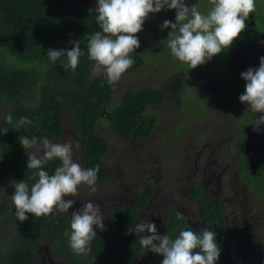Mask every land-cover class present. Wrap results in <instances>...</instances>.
<instances>
[{
    "label": "trees",
    "instance_id": "1",
    "mask_svg": "<svg viewBox=\"0 0 264 264\" xmlns=\"http://www.w3.org/2000/svg\"><path fill=\"white\" fill-rule=\"evenodd\" d=\"M56 0H0V264H33L36 261L33 246L48 237L58 259L70 264H115L104 249L103 242L94 238L90 251L78 255L69 246L71 220L66 212L54 210L50 215L35 218L28 214L21 223L15 216L11 200L14 182L25 181L29 188L36 182L37 170L27 169V154L19 142L20 136L54 142L62 137L63 120L68 119L73 135L81 140L79 156L84 169L100 166L97 182L104 176L102 158L109 150L108 141L98 134L97 122L101 121V107L110 102L109 121L114 132L126 140L141 141L147 138L156 118L145 113L150 103L162 100V94L148 88L125 93L114 103V89L106 77H93L88 57V40L97 31L98 13L75 7L69 11L55 4ZM256 29H264L261 22ZM80 40L82 55L77 68L64 70L59 62L47 57L48 49L70 50L72 41ZM228 53L226 52V56ZM128 69L130 75L140 68L135 52ZM228 59L229 56L227 57ZM178 81L169 82L167 91L177 92ZM174 88L173 90H171ZM11 114L13 124L27 117L32 123L16 129L7 123ZM5 130L8 132L3 133ZM60 165L53 159L43 170L50 175ZM6 185L9 192H2ZM188 229L180 219L173 220L164 233L175 239L181 230ZM218 226L216 241L221 254L216 262L227 263L224 250L225 236ZM144 234L136 235L138 244Z\"/></svg>",
    "mask_w": 264,
    "mask_h": 264
},
{
    "label": "flooded vegetation",
    "instance_id": "2",
    "mask_svg": "<svg viewBox=\"0 0 264 264\" xmlns=\"http://www.w3.org/2000/svg\"><path fill=\"white\" fill-rule=\"evenodd\" d=\"M74 1L75 5L72 4ZM55 4H60L69 11H73L75 7L89 11L96 8L97 0H56ZM186 4L188 6L196 4L202 13H206L212 7L210 0H186ZM255 5L256 10L245 21V31L232 46L195 69L178 61L171 54L167 43L171 29L161 30L164 20L175 23V10L165 9L150 14L143 25V31L137 34L140 48L134 52L140 61V67L144 62L156 69L162 66L167 69L169 76L160 87L151 82L150 85L141 88H129L122 96L128 91L143 88L162 94L161 101L150 103L145 108L146 114L155 117V110L163 101H177L176 109L182 107L185 109L194 102L197 105L196 112L205 115L209 107L213 109L211 103L213 104L216 94L222 97L233 95L235 110L230 113L231 104L224 110H229L225 118L233 119L236 116L233 121V135L230 137L234 152L231 162L220 161V145L217 144L215 148L216 139L209 138L193 161L190 156L185 161L180 176L168 172L162 174V177L161 173L152 175L150 172L153 173V169H149V166L146 172L116 171L119 175L117 178L119 184L110 193L103 188L110 172L106 160L102 158L105 176L94 185L96 191L92 192L87 185H81L78 196L72 197L76 203L66 214L71 220V213L81 209L86 200L99 205L105 218V229L103 231L95 229L96 238L103 242L102 247L114 258L115 264H161L162 256L146 251L142 246L135 251L138 244L136 235H146L145 233L127 234L128 228L141 220L155 223L158 235L164 233L169 223L176 219L183 221L187 228L197 231L209 228L218 233L220 225L225 236L224 250L228 261L218 264H245L246 260L264 258V163L252 173L244 152L245 129L252 123L256 113L248 111V105L239 103V96L243 94L246 82L235 73L231 62L234 48L238 44L249 42L264 32V29L259 32L256 29L258 23L263 24L264 21V0H255ZM174 80L179 82L180 89L169 93L167 85ZM115 85V82L112 83L114 98ZM226 86L230 87L229 90ZM216 89L218 93L215 92ZM181 93H185L189 99L186 105L180 103ZM112 108L110 102L104 103L101 107V118L109 119L108 111ZM148 108H151V111L148 112ZM155 118L157 121L151 133L158 126V118ZM223 140L222 138L220 142ZM78 161L83 168L79 151ZM137 175H140V180L131 181ZM143 179L144 183L138 186ZM178 213L182 214V218L178 217ZM44 240H48V245L41 248L39 245ZM42 250L45 251L44 255L41 253ZM33 252L36 258L33 264H70L67 259L56 258L60 254L52 250L48 237L35 244Z\"/></svg>",
    "mask_w": 264,
    "mask_h": 264
},
{
    "label": "clouds",
    "instance_id": "3",
    "mask_svg": "<svg viewBox=\"0 0 264 264\" xmlns=\"http://www.w3.org/2000/svg\"><path fill=\"white\" fill-rule=\"evenodd\" d=\"M212 7L202 13L196 4L188 6L186 0H97V23L101 31L88 40V57L93 61V77L103 75L109 83L118 81L133 65L130 54L140 48L138 33L150 14L162 10H175V23L164 20L161 30L171 29L168 34V48L180 62L191 69L210 61L222 51L229 49L246 29L245 21L256 10L255 0H210ZM70 50L48 49L47 57L59 62L64 70H75L82 55L80 40L71 42ZM264 43V42H262ZM246 82L243 94L239 96L247 110L258 113L253 122V132L264 128V57H260L258 68H249L241 73ZM7 123L19 129L32 123L27 117L19 118L13 124L9 114ZM5 130L3 133H7ZM21 147L27 154V169L37 170L36 182L29 188L23 181L14 182L11 200L15 216L21 223L28 220V214L35 218L50 215L54 210L69 212L79 194V187L87 185L92 192L96 189L100 166L84 169L73 159V145L54 143L47 138L19 137ZM58 159L53 174L43 170L44 165ZM71 197V198H69ZM182 218V214H177ZM69 246L78 255L89 252L91 241L96 238L95 229H105L104 216L99 205L86 200L83 207L71 213ZM155 223L141 220L128 228L127 234L145 233L139 243L146 250L163 257L161 264H216L221 247L217 234L209 228L199 231L193 228L181 230L173 239L167 234L158 235Z\"/></svg>",
    "mask_w": 264,
    "mask_h": 264
},
{
    "label": "rangeland",
    "instance_id": "4",
    "mask_svg": "<svg viewBox=\"0 0 264 264\" xmlns=\"http://www.w3.org/2000/svg\"><path fill=\"white\" fill-rule=\"evenodd\" d=\"M74 2L72 3L73 5L76 4V1ZM168 76L169 72L167 69L162 66L160 69H156L145 62L138 70H134L132 75H130L129 72H125L121 78L115 82L116 95L113 105L120 101L123 92L129 90V88H141L150 85L151 82L160 87L164 79ZM226 87L229 90L230 87ZM215 92L218 93L217 89ZM214 97L213 104L211 103L213 109L209 107V111H207L205 115H200L199 112H196L195 108L197 105H195L194 102L187 107L188 109L185 108V112L184 107L176 109L177 101H163L159 105V108L155 110V117L158 118L157 128L147 138L138 142L119 137L112 129L110 122L103 121V118L101 121L97 122L98 134L103 136L109 143V150L103 157L107 162L110 172L108 179L103 184L105 191L110 193L118 186L119 183H117V178L119 175L116 171L125 173L131 170L146 172V168L149 166V169H153V173L149 171L152 175L161 173L162 177V174L168 172L172 175L178 174V176H180L179 173H181L185 161L189 156L192 158L191 161H193L195 155L202 149L204 143L208 141L209 138L216 139L215 148L220 145V161L231 162L234 146L233 141H230V137L233 135V121L236 116H234L233 119L230 117L225 118V114H228L229 110L225 111L224 108L229 107L231 104L230 113L235 110L234 96L229 95L222 97L216 94ZM188 101L189 99L186 97L185 93H181V105H183V103L186 105ZM239 103H241L240 100ZM147 111H151V108H148ZM193 114H196V116L194 117ZM180 125L182 126V130ZM222 138L224 140L220 142ZM69 142L73 145V159L75 162L79 163L78 151L81 140L73 135L70 123L68 119L65 118L63 120L62 137L54 141V143ZM185 146H187V148L184 149ZM186 155L187 158L185 159ZM138 180H140V175L135 176V179L131 181ZM139 183L140 182H138V184ZM142 183H144V179L138 186ZM2 192H7L8 195L9 192L6 189V185L2 186ZM47 245L48 240H44L39 246L43 248ZM44 252L43 250L41 251L43 255ZM245 264H264V258L256 257L255 260L252 261L246 260Z\"/></svg>",
    "mask_w": 264,
    "mask_h": 264
},
{
    "label": "water",
    "instance_id": "5",
    "mask_svg": "<svg viewBox=\"0 0 264 264\" xmlns=\"http://www.w3.org/2000/svg\"><path fill=\"white\" fill-rule=\"evenodd\" d=\"M264 32L254 37L251 41L238 44L233 51L231 62L235 73H241L249 68H258L260 57H264ZM259 114L256 113L252 123L245 129L246 140L244 152L248 159L252 173L264 163V128L260 133L253 132L252 124Z\"/></svg>",
    "mask_w": 264,
    "mask_h": 264
}]
</instances>
